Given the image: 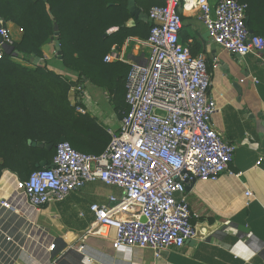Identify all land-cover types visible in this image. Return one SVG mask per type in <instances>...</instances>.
<instances>
[{"label": "built area", "instance_id": "obj_1", "mask_svg": "<svg viewBox=\"0 0 264 264\" xmlns=\"http://www.w3.org/2000/svg\"><path fill=\"white\" fill-rule=\"evenodd\" d=\"M159 1L147 12L149 54L145 63L129 65L124 80L128 110L117 129L107 130L111 139L105 150L85 153L58 141L50 165L32 171L19 184L33 206L62 201L86 182L120 187L124 195L110 196L111 205H89L94 219L86 233L109 237L112 230V248H151L156 255L196 234L187 184L240 174L229 168L235 146L212 123L216 103L206 60L201 53L193 56L180 41L181 15L196 16L208 41L223 51H264L263 36L249 37L246 5L238 0H216L213 6L209 0ZM0 37L1 59L14 44L1 17ZM10 56L20 59L18 53ZM113 59L111 52L103 57L106 62ZM0 205L9 207L6 201Z\"/></svg>", "mask_w": 264, "mask_h": 264}, {"label": "crops", "instance_id": "obj_2", "mask_svg": "<svg viewBox=\"0 0 264 264\" xmlns=\"http://www.w3.org/2000/svg\"><path fill=\"white\" fill-rule=\"evenodd\" d=\"M184 15V28L191 35L188 40L203 44L201 54L209 62V91L216 103L213 126L235 146L229 168L240 173L191 183L186 194L195 236L157 255L151 248L114 249L112 230L109 237L86 232L94 219L89 205H111L110 196L124 195L120 187L99 180L86 182L62 201L33 206L19 186L23 180L4 169L0 202L6 201L9 207L0 205V264H264V51L244 55L223 51L208 41L196 16ZM137 21L149 23L136 18L134 26ZM5 25L14 42L19 41L21 29L12 22ZM110 52L114 59L105 63L120 61L129 66L145 63L149 47L145 40L129 36ZM42 53L48 68L76 79V73L57 58L53 41L42 46ZM16 61L29 68L35 65ZM68 97L71 104L79 102V112L96 118L106 131L118 128L120 118L108 91L87 80L73 86Z\"/></svg>", "mask_w": 264, "mask_h": 264}, {"label": "trees", "instance_id": "obj_3", "mask_svg": "<svg viewBox=\"0 0 264 264\" xmlns=\"http://www.w3.org/2000/svg\"><path fill=\"white\" fill-rule=\"evenodd\" d=\"M215 1L209 0L212 6ZM238 1L246 5L248 30L264 37V0ZM157 4L161 1L134 0L136 8L146 14ZM0 17L22 31L10 53L5 51L0 59V173L8 169L25 180L41 168V161L50 165L60 138L78 151L102 153L110 135L96 118L79 112V102L71 104L68 93L76 84L88 80L112 95L114 109L122 118L128 110L124 80L129 66L120 61L105 63L103 57L114 46L121 47L129 36L145 40L149 23L137 21L135 26H124L131 17L128 0H0ZM181 19L180 41L188 45L193 56L204 52L200 41L188 40L191 35L184 28L187 17L181 15ZM55 26L61 62L76 73L75 80L46 64L29 68L10 56L18 53L28 64L34 57L41 59L42 46L56 39ZM111 28L116 30L108 32ZM33 142L53 146L46 149Z\"/></svg>", "mask_w": 264, "mask_h": 264}, {"label": "water", "instance_id": "obj_4", "mask_svg": "<svg viewBox=\"0 0 264 264\" xmlns=\"http://www.w3.org/2000/svg\"><path fill=\"white\" fill-rule=\"evenodd\" d=\"M128 9L130 11V15L131 17L126 21V23L124 24V26L126 27H132L134 26V20L136 18H142L143 20H147V14H144L141 12L140 9L136 8V6L134 5V0H128ZM54 36H55V40H54V46H55V49H56V56L58 59L61 60V51H60V46H59V41H58V30H57V26H55V29H54ZM254 36V34L252 33L251 30H249V37L252 38ZM0 41H1V37H0ZM32 62L34 64H41V65H45L44 61L40 58H37V57H34ZM65 139L64 138H60L59 141H64ZM28 143H31L30 140H28ZM32 145L34 146H38V147H44L46 149H50L52 148V144H43L42 142H38V143H35L33 142ZM38 166H40L41 168L42 167H46V162L45 161H41ZM191 186V183L190 184H187L186 185V190L189 189V187ZM141 220L144 221V217H141Z\"/></svg>", "mask_w": 264, "mask_h": 264}, {"label": "rangeland", "instance_id": "obj_5", "mask_svg": "<svg viewBox=\"0 0 264 264\" xmlns=\"http://www.w3.org/2000/svg\"><path fill=\"white\" fill-rule=\"evenodd\" d=\"M54 42V41H53ZM55 51H56V49H55Z\"/></svg>", "mask_w": 264, "mask_h": 264}]
</instances>
